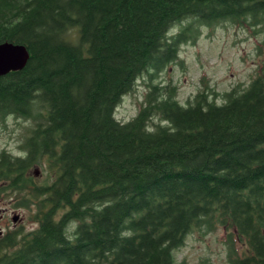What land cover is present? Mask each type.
Here are the masks:
<instances>
[{
    "label": "trees",
    "instance_id": "trees-1",
    "mask_svg": "<svg viewBox=\"0 0 264 264\" xmlns=\"http://www.w3.org/2000/svg\"><path fill=\"white\" fill-rule=\"evenodd\" d=\"M189 19L264 29V0H0V44L29 53L0 77V120L35 124L19 157L0 153V194L34 187L17 207L34 203L37 222L0 240V264H177L201 227L227 233L228 264H264V60L221 103L151 85L115 118L178 61L189 29L172 30ZM41 164L54 179L35 187L25 174Z\"/></svg>",
    "mask_w": 264,
    "mask_h": 264
},
{
    "label": "rangeland",
    "instance_id": "rangeland-1",
    "mask_svg": "<svg viewBox=\"0 0 264 264\" xmlns=\"http://www.w3.org/2000/svg\"><path fill=\"white\" fill-rule=\"evenodd\" d=\"M184 28L189 29L186 36L190 37H186L179 47L178 61L167 66L152 80L140 78L133 92L118 105L115 112L117 120L127 122L137 114L151 85L174 87L176 99L183 105L206 87L208 93L218 95L215 100L221 103L224 93L237 87L239 90L246 88L255 75L257 65L264 60V53H259L264 41L263 26L237 25L228 21L205 26L189 19L177 25L172 33L178 34ZM68 38L76 42V30H71ZM34 125L32 119L9 117L0 120V153L4 150L12 156H17L12 154L14 152L21 154L20 146ZM34 171V168L30 169V176ZM37 171L35 182L38 185L48 184L54 179V174L45 170L42 164ZM5 189L0 194L1 231L29 233L35 228L30 220L34 208H16L26 194ZM13 214L20 216L16 224L11 222ZM236 249L238 253L243 251L239 244H236ZM229 253L227 233L222 228L206 230L201 227L186 236L184 244L174 252V258L177 264H228Z\"/></svg>",
    "mask_w": 264,
    "mask_h": 264
},
{
    "label": "water",
    "instance_id": "water-1",
    "mask_svg": "<svg viewBox=\"0 0 264 264\" xmlns=\"http://www.w3.org/2000/svg\"><path fill=\"white\" fill-rule=\"evenodd\" d=\"M29 58L27 49L12 43L0 44V77L15 70L22 69ZM15 222L16 219L14 218Z\"/></svg>",
    "mask_w": 264,
    "mask_h": 264
},
{
    "label": "flooded vegetation",
    "instance_id": "flooded-vegetation-1",
    "mask_svg": "<svg viewBox=\"0 0 264 264\" xmlns=\"http://www.w3.org/2000/svg\"><path fill=\"white\" fill-rule=\"evenodd\" d=\"M8 154V153H7ZM16 157V156H15ZM17 157H19V155H17ZM44 165H42V167H43ZM40 167V166H39ZM38 165H34L32 168H34L36 171H34L33 172V174L30 176V169L31 168H29V169H27V171H26V174H25V177H26V179H30L31 181H32V183H33V185L35 186V187H40V186H44L45 184H43V185H38L36 182H35V178H37V174H38ZM45 170H46V168H45ZM34 177V178H33ZM34 189V187H27V188H22L21 190H22V193H24V194H27V193H29V192H31V190H33ZM16 206H17V204H16ZM34 208L33 209V213H31V218H30V220H32V222L35 224V228H33L31 231H34L35 229H36V225H37V222H36V220L34 219V217H35V213H36V211H35V205H34V203L30 206V207H16V208H22V209H31V208ZM16 219V221L14 222L13 221V219ZM20 221V216L19 215H17V214H13V216L11 217V222L13 223V224H16L17 222H19ZM30 231V232H31ZM29 232V233H30ZM9 233H20V234H23V232L22 231H20V230H11V231H9V230H4V231H1V229H0V240H2V239H4V238H6V236L9 234Z\"/></svg>",
    "mask_w": 264,
    "mask_h": 264
},
{
    "label": "clouds",
    "instance_id": "clouds-1",
    "mask_svg": "<svg viewBox=\"0 0 264 264\" xmlns=\"http://www.w3.org/2000/svg\"><path fill=\"white\" fill-rule=\"evenodd\" d=\"M13 155H20V153H18V152H14V153H12Z\"/></svg>",
    "mask_w": 264,
    "mask_h": 264
}]
</instances>
